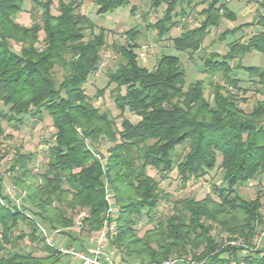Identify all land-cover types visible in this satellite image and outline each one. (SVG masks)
Wrapping results in <instances>:
<instances>
[{
  "label": "trees",
  "instance_id": "obj_1",
  "mask_svg": "<svg viewBox=\"0 0 264 264\" xmlns=\"http://www.w3.org/2000/svg\"><path fill=\"white\" fill-rule=\"evenodd\" d=\"M27 1L31 23L24 25L16 17ZM201 1L206 6L199 23L172 37L178 52L199 50L212 27L223 19L234 20L225 0ZM260 2L264 7V0ZM128 3L95 0V13L103 15ZM147 3L154 9L164 5L158 20L148 24L159 39L177 25V7L185 15L188 7L197 5L196 0ZM82 5L83 0H57L53 13V0H0V103L5 107L0 108V137L2 120L22 126L29 116L44 112L54 128L42 171L34 173L30 166L33 152L14 149L9 178L22 191L24 202L17 204L7 195L0 200V264H52L60 258L61 252L43 243L35 218L62 232L78 221L87 233L99 232L114 220L115 228L107 235L119 262L159 263L177 256L190 257L192 264H264V244L254 243L264 229L260 194L248 199L237 190L238 183L264 176V99L244 110L239 102H246L241 94L247 88L238 73L256 76L264 85V65L241 61L253 50L264 58V16L219 34L218 39L229 34L233 38L224 53L210 51L203 58L204 72L219 73L223 81L209 78L210 97L201 80L187 83L178 54L162 53L151 69L141 65L136 51L140 30L135 26L123 33L127 41L114 47L119 59L107 70L106 85L90 97L84 84L100 65L107 31L82 11ZM134 9L131 6V12ZM256 23L261 28L247 38L235 35ZM111 84L115 117L92 103ZM126 111L139 119L131 121ZM101 140L110 144L103 160L93 150ZM179 145L185 150L175 160ZM216 167L222 171L221 183H212L211 192L200 199H175L170 212L154 219L167 195L148 169L164 176L175 169L184 187ZM107 189L117 206L115 217L107 214ZM143 215L148 223L155 222L139 235ZM20 222L31 225L28 233H15ZM26 236L40 244L44 256L33 250L9 251ZM240 238L243 242L236 244Z\"/></svg>",
  "mask_w": 264,
  "mask_h": 264
},
{
  "label": "rangeland",
  "instance_id": "obj_2",
  "mask_svg": "<svg viewBox=\"0 0 264 264\" xmlns=\"http://www.w3.org/2000/svg\"><path fill=\"white\" fill-rule=\"evenodd\" d=\"M147 0H129V3L126 5H122L117 7L115 10L108 12L103 15H97L95 13L96 5L95 0H83V5L81 9L83 12L87 13L90 19L94 22L101 23L107 31V45L101 51L102 60L96 72L89 75L87 81L84 84L85 93L88 96H93L97 90L103 88L107 83V70L114 69L117 65V61L119 59V54L115 50L116 44L125 43L127 41L126 37L123 35V32L135 26L138 28L139 35L136 37V42L138 43V48L136 51L138 53V62L151 69L155 66L158 57L162 53H175L178 54L179 60L182 64V67L186 74V81L194 82L196 80H201L204 85V92L207 97L211 96V88L208 85L209 78L213 82L223 83L222 78L219 73H215L213 75H208L204 72L202 67V61L205 56L208 55L210 51H217L219 53H224L227 50L226 42L230 41L233 37L231 34L227 35L223 39H218V35L225 30L227 25L236 27L240 23H233L229 19H223L221 23L215 28L212 27L210 29L209 34L205 37L202 47L194 51L192 53L185 52H177L173 49L172 37L177 36L179 32L183 28H189L196 26L202 18L200 14V10L206 6V2L201 0H196L197 5L193 8H187V13L185 15H180L178 13V7L176 8V15L173 16L175 20H177V25L170 28L168 33L161 39L158 38L155 28L149 27L148 24H152L158 20V18L162 15V10L164 5H161L159 8H149L146 4ZM240 0H230L228 6L237 11V15L241 17L238 2ZM131 2H134L131 4ZM228 2V1H226ZM57 4V0H53L52 11L56 13L55 6ZM134 5L135 9L131 12V6ZM147 8V9H146ZM31 9V2L27 1L24 4V9L20 13L17 14L16 20L24 25H29L31 23V17L29 15ZM108 16V17H107ZM107 17V18H105ZM249 17H244V20ZM103 19V20H102ZM111 21V22H110ZM243 21V20H241ZM239 22V21H238ZM96 23V24H97ZM261 27V26H260ZM97 30V29H96ZM242 30L238 29L237 31ZM236 31V32H237ZM236 35V34H235ZM238 36V34H237ZM40 37H42V32H40ZM89 37L88 31L86 32V38ZM13 47L18 50L19 45L13 43ZM252 53H246L241 58L242 63L246 65L254 64L258 66L264 65V58L261 53L257 51ZM259 55H256V54ZM257 56V57H256ZM239 76L244 79L243 86L246 89V93H242L241 95L245 97L246 102H239V105L244 108L246 111H250L253 104L257 100L264 99V85L256 82L257 77L254 76L251 79L248 78V75L242 71H238ZM114 87V84L105 87L102 95L92 98V103L99 107L101 110H107L110 112L112 116H116L118 110L115 108L112 91L111 89ZM123 90V89H122ZM0 108H5L0 103ZM125 116L128 117L131 121L135 122L139 119L133 113L126 111ZM119 118H116L117 123L119 124ZM1 125L3 127V135L0 137V175L3 177L2 193L5 187H13L14 196L19 199L20 203H23V196L21 195L22 191L19 187H14L10 180V171L8 168L12 162V156L14 154V149L19 146V149L23 152H33L34 156L32 158L30 166L33 169V172L38 173L42 171L43 164L46 161V150L49 143L52 142L51 134L54 132V128L51 124V120L48 117V114L44 112L43 114L36 116H29L26 119V123L22 126H19L15 123H7L2 120ZM110 144L101 140L99 143L93 144V150L95 151L98 158L103 160L102 158L107 155V148ZM184 147L179 145L175 149L174 159L177 160L184 152ZM221 157L218 156V162ZM105 160V159H104ZM36 168V169H35ZM148 173L154 176L158 182L160 189L162 192H166L167 198L163 199L159 206L156 208V213L154 215V219L157 217H162L163 215L170 212V206L173 200H177L179 198L185 196H194L196 199L202 198L207 192H211V184L212 183H221V174L222 171L219 167H216L210 171L201 179L192 180L187 183L186 186H181L176 179V171L173 169L170 173L164 176V173H160L155 171L154 169H148ZM16 188V189H15ZM16 190V191H15ZM237 190L241 193V195L245 198L252 199L256 196L257 193L260 194L261 198V212L264 216V176L256 175L253 179L237 184ZM2 193L1 196H2ZM155 220L152 223L147 222V216L143 215L141 221L137 225L138 234L141 235L145 229L151 227ZM77 224H75L72 228L76 232H79L77 228ZM31 225H27L23 222H20L15 233L17 234L20 230L24 232H29ZM51 229V228H50ZM71 229V228H69ZM62 230V229H61ZM61 230L58 233V237L61 236ZM68 230V229H65ZM81 231V230H80ZM83 232V231H82ZM63 233V232H62ZM93 233V232H92ZM84 234H89L84 231ZM223 238L225 233H221ZM220 236V233H218ZM219 238V237H218ZM243 239L240 238L237 240V243H242ZM44 243V241H43ZM235 243V242H232ZM254 243L258 245L264 244V229L259 231V234L256 235L254 239ZM45 244V243H44ZM40 245V244H39ZM38 244L29 240V237L16 242L11 248L8 247L9 251L15 249H21L23 251L33 250V254L36 256H44L45 253L37 248ZM61 245V244H60ZM252 246V245H250ZM2 252V251H1ZM5 253V252H4ZM66 256V255H65ZM69 257V256H68ZM71 258V257H70ZM177 256H172L173 259ZM59 258L57 261H59ZM165 261V260H163ZM142 263V262H140ZM149 263V262H143ZM183 263H193L188 259H182L180 264ZM233 264V262H232ZM242 264V263H239Z\"/></svg>",
  "mask_w": 264,
  "mask_h": 264
},
{
  "label": "built area",
  "instance_id": "obj_3",
  "mask_svg": "<svg viewBox=\"0 0 264 264\" xmlns=\"http://www.w3.org/2000/svg\"><path fill=\"white\" fill-rule=\"evenodd\" d=\"M225 1H229V0H225ZM4 193L7 194L17 204H19V199L14 196L15 193L13 187H5L2 196L4 195ZM21 195L23 196V193H21ZM2 196L0 194V200L3 201ZM105 197L109 204V207L107 209V214L115 217V215L117 214V206L114 203L112 193L108 189L106 191ZM34 224L38 229V232L46 245L57 249L63 255H67L73 259L77 258L78 260H80V264H180V262L182 261V259L180 258L167 259L159 263L158 262L130 263V262L116 261L109 253L105 251L106 246L108 244L107 232L108 231L111 232L112 230H114L115 228L114 220L109 221L107 227L103 228L97 233L98 235L96 237V245L89 252L74 247H68L62 244L60 245L53 238V233L59 232L60 231L59 228L50 229L49 225L46 222L41 221L38 218L34 219Z\"/></svg>",
  "mask_w": 264,
  "mask_h": 264
},
{
  "label": "crops",
  "instance_id": "obj_4",
  "mask_svg": "<svg viewBox=\"0 0 264 264\" xmlns=\"http://www.w3.org/2000/svg\"><path fill=\"white\" fill-rule=\"evenodd\" d=\"M260 1L261 0H240L238 2L239 6H237L238 9H239V12L241 14V17H240V16L237 15V11L236 10H234L233 8H230L228 6V3L230 2V0H229L226 3V5H227L228 10L231 11L233 13V16H234V20H230V21H232L234 24L235 23H244V22H253V21L258 20L259 19V16L260 17L264 16V7L261 6V2ZM132 3H134V2H131V4ZM146 4L149 7V4L147 3V1H146ZM132 6H134V5H132ZM246 16H248L249 18L246 19V20H244V17H246ZM107 17H105V18H107ZM241 20H243V21H241ZM95 23H97V22H95ZM97 25H102V24L101 23H97ZM233 26L232 25L231 26L230 25L229 26L227 25L226 27L228 29H230ZM260 28H261L260 25L256 23V24L251 25L249 27L242 28V30L237 31L235 34L236 35L238 34V36H243V38H247L249 35H251L255 31L259 30ZM180 32H179V34H180ZM179 34H177V35H179ZM218 38H219V35H218ZM250 53H252L251 54L252 56L254 55L253 54L254 52H250ZM173 54H175V53H173ZM256 55H259V54L257 53ZM251 65H254V64H251ZM0 187H2V188L4 187V186H2V182L0 183ZM2 188L0 189L1 191L3 190ZM4 195H7V194L4 193ZM41 221H43V220H41ZM75 224H77V226H78L79 225V222L76 221ZM77 228H79V226ZM78 231L79 232H77V231L75 232L73 230V228L68 229V230H65V232H63V233L61 231V233H60L61 236H59V237H58V233H53V238L59 244H62V245L68 246V247H74V248H77V249H82V250H85L87 252L91 251L93 249V247L96 245V237L98 235L97 234L98 232L84 234V231L83 232H82V230L80 231V228L78 229ZM105 251L107 253H109L115 260L118 261V259H119L118 253L116 252V250L113 247H111L109 245V243L107 244ZM60 258L61 259L59 261H55L52 264H80V260H78L77 258H74L73 259V258H70L67 255L65 256L63 254L60 256Z\"/></svg>",
  "mask_w": 264,
  "mask_h": 264
}]
</instances>
